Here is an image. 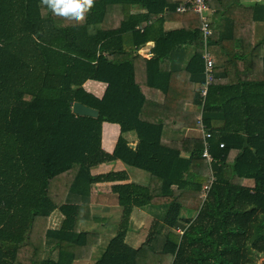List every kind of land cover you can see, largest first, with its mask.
Here are the masks:
<instances>
[{"label": "trees", "instance_id": "obj_1", "mask_svg": "<svg viewBox=\"0 0 264 264\" xmlns=\"http://www.w3.org/2000/svg\"><path fill=\"white\" fill-rule=\"evenodd\" d=\"M179 3L94 0L74 22L41 0H0V264H264V1L209 0L206 96L202 21ZM167 21L182 28L166 31ZM147 42L152 57L139 52ZM88 80L107 83L103 97ZM75 102L99 116L75 114ZM105 122L121 131L111 152ZM117 160L151 179L92 172ZM116 181L122 222L104 243L90 225L92 189ZM147 206L163 214L135 247L130 216ZM56 210L62 224L43 230Z\"/></svg>", "mask_w": 264, "mask_h": 264}, {"label": "crops", "instance_id": "obj_2", "mask_svg": "<svg viewBox=\"0 0 264 264\" xmlns=\"http://www.w3.org/2000/svg\"><path fill=\"white\" fill-rule=\"evenodd\" d=\"M177 1H179V0H177ZM244 1L250 3V2H254V1H264V0H244ZM164 27H165L166 31H172V30L180 29V28H182V22H180V21H167L165 23ZM242 29H243V33L247 35L246 37H248V38L251 37L252 34H251L250 26H243ZM259 31H261V30L259 29ZM151 43L154 46V42H151ZM237 50H239V49L237 48ZM186 51L187 52H185V53L181 51V55L183 57V60H186L190 56V54H193L195 52V47L192 46V45H189L186 48ZM152 56H153V54H151V56H149V57H152ZM84 88L87 91H89V92H91L93 94L98 93V94H95V95L101 98V97H103L104 93L106 92L107 83L106 82H102V81L88 80L84 84ZM200 118H201V115H198L197 121H199ZM105 123H108V122H105ZM105 123H103V148L107 152H111V151H113V149L115 147L116 141H117L121 131H120V127L118 125L119 134H118L117 138H115V140L113 142L109 143V137L112 135V133L114 131V128L113 127H107V129H105L104 128V124ZM108 124H111V123H108ZM115 125H117V124H115ZM173 132L174 131H172L170 129H166L165 133H164L165 139H167V138L169 139L170 137H172L173 136ZM195 133L199 134V132H195ZM190 134H194V132L187 131L185 133V136H188ZM125 137L130 141L131 145H137V138H136V135L134 133H132V132L126 133ZM234 155H235V152L230 157H234ZM120 170H126L127 171L128 175H129L128 182L135 181L133 179V176L130 173L129 169H127V167L120 160H117V161H114V162H110V163L101 164L98 167L94 168L92 170V172L94 174H102V173H108L110 171L117 172V171H120ZM114 183H120V181H116V182H100V183H97L93 187V189H92L91 209H92V214L94 216H96V213H97L98 209L109 208L111 206L119 205V202L117 201V196L112 194V185ZM58 212L60 213V211H58V210L54 211L46 219V221H44V223L42 224V229L43 230H47V228H59L60 223H61L62 219L64 218V216L61 215L62 213L59 215ZM90 225H92V223ZM75 264H84V262L77 261V262H75Z\"/></svg>", "mask_w": 264, "mask_h": 264}, {"label": "rangeland", "instance_id": "obj_3", "mask_svg": "<svg viewBox=\"0 0 264 264\" xmlns=\"http://www.w3.org/2000/svg\"><path fill=\"white\" fill-rule=\"evenodd\" d=\"M107 127L114 128L112 135L109 137V143H110L113 142L115 138H117L119 134V128L118 125L105 123L104 128L107 129ZM174 135L175 134L173 132V137ZM232 158L233 157H231L230 159ZM127 169H129L130 173L133 176V179L137 180L142 184H147L149 182L148 180L151 179V175L148 172L133 167H127ZM122 212L123 210L120 205L111 206L109 208L98 209L96 213V216L98 217L97 220L94 219V221H90L93 225V229H95V231L98 233V237L101 236V239H103L104 243H107L109 238L116 233L119 226L121 225ZM60 214L61 212L59 213V215ZM158 214H163V211H158L148 206L142 208H138V207L134 208L130 216V222L126 234V241L132 246L135 247L139 246L146 238V234L149 229L151 220L153 218L158 217ZM62 221L60 225L62 224ZM88 222L89 221H86V224ZM87 227L88 225H83V223H81L82 229H87ZM39 253H41V251ZM36 256H38V253L36 254ZM262 260L263 259L261 258V260H259L257 264H259V262ZM89 261L90 260L84 262V264L88 263Z\"/></svg>", "mask_w": 264, "mask_h": 264}, {"label": "built area", "instance_id": "obj_4", "mask_svg": "<svg viewBox=\"0 0 264 264\" xmlns=\"http://www.w3.org/2000/svg\"><path fill=\"white\" fill-rule=\"evenodd\" d=\"M177 11L179 12H187V11H194L200 15L202 25L201 30L203 31V57L205 60V83L202 85L201 94L206 96L208 91V86L213 82L215 75H214V65H215V58L213 54L209 51L208 48V39L212 34V28L210 27V21L209 16H211L212 13H214L215 9L211 7L209 4V0H181ZM153 47V44L151 42H147L144 47L139 49V52L143 55L151 56V49ZM200 126H202V136L204 139V145L205 149L203 152V156L208 159L209 162L213 160L212 155L209 152V142L208 138L211 137V133L205 130L204 124L201 122ZM221 147L224 146L223 143L220 145ZM214 179V177H213ZM207 189H209L208 185L204 186V197L206 196Z\"/></svg>", "mask_w": 264, "mask_h": 264}, {"label": "clouds", "instance_id": "obj_5", "mask_svg": "<svg viewBox=\"0 0 264 264\" xmlns=\"http://www.w3.org/2000/svg\"><path fill=\"white\" fill-rule=\"evenodd\" d=\"M53 15L74 22H83L85 14L94 6V0H41Z\"/></svg>", "mask_w": 264, "mask_h": 264}, {"label": "water", "instance_id": "obj_6", "mask_svg": "<svg viewBox=\"0 0 264 264\" xmlns=\"http://www.w3.org/2000/svg\"><path fill=\"white\" fill-rule=\"evenodd\" d=\"M73 112L77 115L91 116L97 118L99 116V111L95 108L87 106L81 102H75L73 104ZM136 147V145H132Z\"/></svg>", "mask_w": 264, "mask_h": 264}]
</instances>
